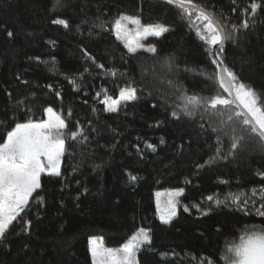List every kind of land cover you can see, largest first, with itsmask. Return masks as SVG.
<instances>
[{
	"label": "trees",
	"instance_id": "trees-1",
	"mask_svg": "<svg viewBox=\"0 0 264 264\" xmlns=\"http://www.w3.org/2000/svg\"><path fill=\"white\" fill-rule=\"evenodd\" d=\"M192 4L225 33L238 26L235 42L226 39L216 53L236 83L264 98V0ZM121 15L169 30L144 41L155 52L130 53L112 30ZM197 15L159 0H0V143L17 123L43 120L48 107L64 119L66 134L82 132L77 141L66 135L61 175L42 174L29 207L0 240V264H92L90 238L116 248L140 228L152 242L137 252L138 264H228L229 242L264 229L257 214L264 211V145L247 133L236 149L230 134L218 144L215 116L183 110L185 95L227 98ZM128 88L137 99L106 112L101 93L116 99ZM177 188L184 189L180 207L165 224L154 195ZM227 197L241 204L246 197L247 206L241 211Z\"/></svg>",
	"mask_w": 264,
	"mask_h": 264
},
{
	"label": "snow or ice",
	"instance_id": "snow-or-ice-1",
	"mask_svg": "<svg viewBox=\"0 0 264 264\" xmlns=\"http://www.w3.org/2000/svg\"><path fill=\"white\" fill-rule=\"evenodd\" d=\"M169 4L179 3L182 9H187L189 5L198 13L197 19L204 21L203 29L207 35L200 38L210 45H218L223 50V44L226 39L235 42L234 35L237 25H232V32L225 33L220 22L214 19L204 9L192 4V0H167ZM259 5L251 4V12L254 14ZM190 15V13H189ZM124 21L137 26L136 37L155 36L159 37L169 29L160 25H141L140 20L136 17L121 15L112 25L118 40L124 39L126 26ZM53 23H59L68 26L65 20H54ZM103 28V24L96 25ZM240 27L247 28L248 21H243ZM197 34L201 32L200 28L196 29ZM124 33V35H122ZM11 35V33H9ZM132 41L128 42V51L134 53L137 47H142L137 43V47L132 46ZM149 52H155V47H149ZM86 57L88 52L83 53ZM212 64H219V70L216 72V79L220 88L228 94L225 98L223 95H214L211 98H203L198 95H185L186 103L183 110L189 114H195L197 111H203L209 119L215 116L216 127L212 130L217 133V143H220L221 135H231L232 142L230 147L237 148V141L243 140L239 133H247L253 138L258 139L264 145V98L257 96L252 88L246 87L243 83H236V76L228 68L223 67V61L219 60V54L213 56L212 50L208 53ZM91 58V57H89ZM99 68L104 66L97 65ZM87 71V69H85ZM51 87V85H49ZM60 95L59 92L56 93ZM137 99L136 89L128 88L126 91L121 90L119 98L112 100L111 104L105 99V111H116L117 105L121 101H132ZM239 102L245 109L244 112L233 111L227 120L223 119L225 110L231 105ZM45 113L48 118L40 122L29 121L27 123H17L11 131H8L3 143H0V240H7V234L13 223L22 215L30 205V197L41 188V176L47 173L49 176H60L61 157L65 153V138L77 141L81 133L73 132L66 134V124L61 116L56 115L51 107L46 108ZM173 116L177 113L173 112ZM242 118V119H241ZM211 127V125H210ZM83 142V141H81ZM154 150L153 145H147ZM221 150H216V156L220 157ZM206 163V162H205ZM197 168L203 165H197ZM264 175V173H261ZM132 180L137 177L132 176ZM264 192V189H261ZM184 194V189H177L168 193V199L161 205L157 199V212L160 220L167 224L177 215L178 197ZM157 198L160 193L155 194ZM209 201L212 196L207 197ZM232 203L239 209L243 210L248 203L245 197L243 203H240V197L232 199ZM218 205H225V201L217 200ZM195 206V205H193ZM184 211H188L185 207ZM257 214L264 216V211L257 210ZM29 222L25 221L27 225ZM27 230V228H25ZM152 237L147 229L140 228L133 234L126 243L119 249L104 248L102 242L95 238L89 239V249L93 264H138L136 259L137 252L142 246L150 245ZM226 262L230 264H264V229L245 230L240 236L238 242H229L225 247Z\"/></svg>",
	"mask_w": 264,
	"mask_h": 264
},
{
	"label": "rangeland",
	"instance_id": "rangeland-1",
	"mask_svg": "<svg viewBox=\"0 0 264 264\" xmlns=\"http://www.w3.org/2000/svg\"><path fill=\"white\" fill-rule=\"evenodd\" d=\"M124 23V25L126 26V32H127V34L125 35V38L124 39H122L123 41H124V44H125V46L127 47V49H128V42L129 41H132L133 43H132V46L133 47H137V43L139 44V45H142V47H137V51L138 50H141V49H143V50H147L148 49V47H147V45H145L144 44V41L145 40H147L149 37H155V36H148V37H143V36H141V37H139V38H137L136 37V28H137V26L136 25H134V24H132V23H129V22H127V21H124L123 22ZM158 25H160V26H165V25H162V24H158ZM151 26H155V25H151ZM167 27V26H166ZM168 28V27H167ZM114 32V31H113ZM115 34V33H114ZM122 35H124V33H122ZM127 89H125V91H126ZM119 98V94H118V97L116 98V99H118ZM100 99H101V102H103L105 99H107L108 100V103L109 104H111V102H112V100H115V99H109V96H108V94L107 93H105V92H102L101 93V95H100ZM123 102H125V101H121L118 105H117V110H118V108H119V106H120V104H122ZM105 107H106V105H105ZM106 112H108V111H106ZM109 112H113V111H109ZM115 112V111H114ZM55 113V112H54ZM56 115H59V114H57V113H55ZM44 115H45V118L44 119H47L48 118V116H47V114L44 112ZM60 116V115H59ZM43 119V120H44ZM44 174H46V173H44ZM177 189H180V188H177ZM177 189H175V190H177ZM172 191H174V190H166V191H156L155 192V194L156 193H160L161 195L159 196V198H157V196L156 195H154V197H156V199H155V208H156V217L160 220V218H159V214H158V212H157V199H159V201L161 202V205H163V203L169 198L168 197V193H170V192H172ZM180 198L181 197H178L177 199H178V201H179V203H178V205H177V212H178V209H179V204H180ZM161 221V220H160ZM97 241H100V242H102L101 241V239H99V238H95ZM89 243V242H88ZM102 245H103V247L104 248H109L108 246H106L104 243H102ZM121 247V246H120ZM120 247H114V248H110V249H119ZM88 249H89V246H88ZM89 254H90V252H89ZM90 257H91V262H92V264H93V259H92V256H91V254H90ZM137 259V258H136ZM228 264H230V262L228 263Z\"/></svg>",
	"mask_w": 264,
	"mask_h": 264
},
{
	"label": "water",
	"instance_id": "water-1",
	"mask_svg": "<svg viewBox=\"0 0 264 264\" xmlns=\"http://www.w3.org/2000/svg\"><path fill=\"white\" fill-rule=\"evenodd\" d=\"M159 1H162V2H164V3H166V4H169L168 2H167V0H159ZM171 5H173V6H175V7H177V8H179L180 6H179V3H176V4H171ZM181 8V7H180ZM188 10H193V8L191 7V5H189L188 6V8H187ZM225 43V42H224ZM224 45V44H223ZM218 45H214V47H213V50H212V52H213V56H215L217 53H216V50L218 49ZM224 67V66H223ZM219 70V64L217 63L216 64V72ZM217 82H218V80H217ZM218 85H219V82H218ZM221 89V88H220ZM221 91L223 92V94L226 96V97H228V94L226 93V92H224L222 89H221ZM233 106H235V108L237 109V111H240V112H244L245 111V109L243 108V106L242 105H239V102L237 101L235 104H233Z\"/></svg>",
	"mask_w": 264,
	"mask_h": 264
}]
</instances>
